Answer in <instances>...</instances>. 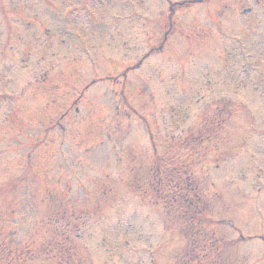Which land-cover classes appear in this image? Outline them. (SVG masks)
Listing matches in <instances>:
<instances>
[{"label":"rangeland","instance_id":"rangeland-1","mask_svg":"<svg viewBox=\"0 0 264 264\" xmlns=\"http://www.w3.org/2000/svg\"><path fill=\"white\" fill-rule=\"evenodd\" d=\"M195 2L0 0V264H264V0Z\"/></svg>","mask_w":264,"mask_h":264}]
</instances>
